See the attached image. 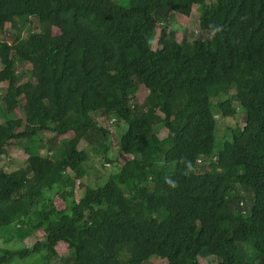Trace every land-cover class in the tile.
<instances>
[{
  "label": "trees",
  "instance_id": "16d2710c",
  "mask_svg": "<svg viewBox=\"0 0 264 264\" xmlns=\"http://www.w3.org/2000/svg\"><path fill=\"white\" fill-rule=\"evenodd\" d=\"M6 31L0 159L28 158L0 170V264H264V0H0ZM240 112L218 146V120ZM100 117L122 123L120 153L104 151L118 171L80 197L81 143L109 140Z\"/></svg>",
  "mask_w": 264,
  "mask_h": 264
},
{
  "label": "rangeland",
  "instance_id": "374dc122",
  "mask_svg": "<svg viewBox=\"0 0 264 264\" xmlns=\"http://www.w3.org/2000/svg\"><path fill=\"white\" fill-rule=\"evenodd\" d=\"M200 13H199V9L197 7L194 8L189 25H188V31L191 33V36L197 34L199 32V21H200ZM32 30L36 31V32H40L41 31V27L39 26V23L37 20L32 19ZM170 28L174 29L176 28L178 30V34H177V38L179 41H181L182 39V29L178 26L175 25L174 23H170L169 24ZM10 27V25H8V28ZM27 31V30H26ZM29 31V29H28ZM55 34H58V30H55ZM160 34V31H158V36ZM12 40V35L11 32L6 31L5 33H2L0 36V41H7V42H11ZM153 49H157V40L155 41V43L153 44ZM29 66L24 67V69H28ZM137 99L139 102L143 101V99L145 98L146 92L143 88H139L138 92H137ZM23 104L24 102L21 101V108L19 110L16 111L15 115H10L11 118H20L24 116V110H23ZM0 107H1V89H0ZM244 117L245 114L243 112H240L237 119H222L220 118L218 120V128H217V145H222L224 143V141L228 138L231 137V128L234 127L235 125H239L240 127L244 126ZM97 120L98 116H96ZM4 113L0 112V124L4 123ZM101 125L106 128L110 135H109V140L107 145L103 144L101 146H97V147H90L88 146L85 142H82L80 145V150H84L88 153L89 155V160L87 162L86 165V169H87V175L86 177L80 182L77 183L76 186V193L78 196L82 197L85 192L87 187H95L97 185L100 184L103 185L105 180L108 177V173L109 175L112 173L117 172L118 170H116V166L112 163H107L104 160V151L106 150L107 146L110 147V149L107 152L106 157L109 158H113L115 156H117L120 152H119V138H120V125L122 126V123L120 125H118V123L112 119L109 118H101ZM125 131V130H123ZM123 133V132H122ZM45 139H49L51 138V133L46 132L45 134ZM24 145H30L26 142L23 143ZM49 146V144L46 142V146ZM93 148H98V149H93ZM28 158V154L24 151V149L21 146H17L15 147L12 151H10L9 154L4 155L1 159H0V170L6 171V172H11L13 170L19 169L21 168L25 161ZM128 158H124L122 157L120 159V164L125 163V161H127ZM110 164V165H109ZM115 166V168H114ZM103 182V183H102ZM102 183V184H101ZM83 185H85L83 187ZM14 227L10 228L13 229ZM2 233H0L1 235ZM35 243L34 238H28L27 240L24 241V244L26 247L31 248ZM5 244V239L0 237V247H4ZM9 247H11L12 249H16L20 246V244H18L16 241L10 242L8 244ZM69 254L67 253L65 255V257H68ZM36 258H39L38 256ZM31 259H26L24 261H17L15 264H30L31 262H33V264L35 263V260L31 261ZM200 264H216V260L215 258L211 257V258H200ZM149 262L151 264H167L166 261L164 260H160L158 258H151L149 260ZM53 264H61L58 261H53Z\"/></svg>",
  "mask_w": 264,
  "mask_h": 264
},
{
  "label": "clouds",
  "instance_id": "9594fccd",
  "mask_svg": "<svg viewBox=\"0 0 264 264\" xmlns=\"http://www.w3.org/2000/svg\"><path fill=\"white\" fill-rule=\"evenodd\" d=\"M209 29L212 32V34H217L223 31L222 26L217 25V24H210ZM180 163L184 166V175H190L193 172V166H192V161L181 158ZM165 184L168 185L169 188L175 190L179 187V183L176 179H174L171 175L165 177Z\"/></svg>",
  "mask_w": 264,
  "mask_h": 264
}]
</instances>
